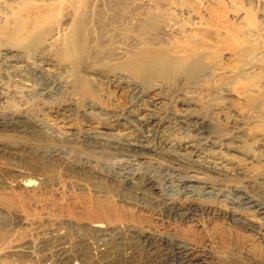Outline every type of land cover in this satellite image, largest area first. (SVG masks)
Instances as JSON below:
<instances>
[{"label":"bare ground","instance_id":"obj_1","mask_svg":"<svg viewBox=\"0 0 264 264\" xmlns=\"http://www.w3.org/2000/svg\"><path fill=\"white\" fill-rule=\"evenodd\" d=\"M176 1L150 0L140 16L134 5L105 14L100 4L94 17V0H0V132L47 133L57 141L50 159L80 144L83 169L101 156L151 153L195 173L167 196L152 177L110 189L0 168V197L19 194L36 207L86 196L112 212L88 219L43 209L51 227L18 243L0 239V264H207L176 231L201 214L227 216L264 241V27L236 0ZM40 82L60 92L55 103L22 97L53 95ZM212 197L230 207L204 202ZM0 213L14 217L7 234L26 219L21 205L1 200Z\"/></svg>","mask_w":264,"mask_h":264},{"label":"rangeland","instance_id":"obj_2","mask_svg":"<svg viewBox=\"0 0 264 264\" xmlns=\"http://www.w3.org/2000/svg\"><path fill=\"white\" fill-rule=\"evenodd\" d=\"M94 1L96 2V6H92V14H94V9L101 4L97 8L100 7L101 11L103 9L105 14L109 13L115 6L119 9L116 8V10L120 12L122 10V13L127 14V11L135 6L137 8L136 16H140L143 11L142 9H144L142 8L144 7L143 5L146 6L150 2V0ZM178 1L180 2L181 0H177L176 3ZM236 1L240 7L248 6V10L264 27V0H260V2L256 0ZM173 2L174 0H172V4H174ZM108 6H110L108 8L109 10L107 9ZM105 10H108V12ZM90 16L92 17L93 15L89 14L88 17L90 18ZM88 17L86 23L93 26L95 23L92 19H94L95 14L90 19ZM119 26L120 24L118 22H114L110 26L112 34L118 31ZM92 29L94 28L92 27ZM110 29L107 30L108 34H111ZM260 41L262 44L260 43L259 46H261V51L264 54V32ZM262 66L264 68V61ZM46 85L44 82H40L41 87H46ZM46 89L49 90L52 88L48 86ZM33 91L30 93H22V97L30 104L41 101V103L50 105L55 103L60 96V92L53 89V95L41 94L39 90ZM91 94L96 97L99 95L97 91ZM99 99L102 102H106L101 96ZM16 106L14 107L17 108ZM28 141L33 143L31 145L27 144ZM55 142L57 141L54 137L43 131H19L14 128L6 129L0 132V168L10 176L13 175L11 169L24 170L31 177H37L43 173L54 175L68 173L79 178H84L90 182L107 186L110 189H118L125 178L141 179L143 177H152L158 184L161 192L167 196L176 195L175 192L181 188L182 181L188 177L195 176V173L177 169L151 153H146L147 155H143L144 157H139L136 154H128L120 157L111 155L101 156L96 162L89 163L91 167L89 166L88 169H83L80 168V165L87 162L86 157L89 154L84 150V146L72 143L71 147L57 150L60 158L50 159L47 155L52 151L51 149ZM191 184L196 190L199 188L198 184ZM226 195L228 197H235V193L231 191H226ZM24 199L19 194L0 197L2 202L10 206L13 204L21 205L26 219L28 218L27 220L24 219L22 223L17 222V227L15 226L14 232L12 231L10 232L11 234H7L3 227L6 223L12 221L11 219H14V217L11 214L0 213V239L3 240L2 243L11 241L18 243L26 238H34L46 232L51 227V222L42 216L41 212L44 210L49 211L52 216H58L63 212L72 217H87L88 219L112 216V212L107 208L106 204H96L86 196L80 199L78 198L79 200L77 198H53L47 202L48 204L45 203L36 207L27 205ZM79 201L81 202L80 207L77 208L76 203L78 202L79 204ZM204 202L209 205H215L223 210H227L230 207L225 200L215 199L214 197L204 199ZM249 217L256 219L252 215ZM194 220L188 224L182 223L176 225V231L198 245V249L200 251L202 250L201 252L206 255L207 264H264V241L236 225L227 216L211 217L206 214H201ZM1 264L9 263L2 262Z\"/></svg>","mask_w":264,"mask_h":264}]
</instances>
